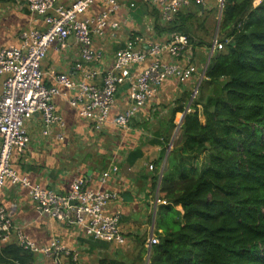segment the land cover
<instances>
[{
    "label": "trees",
    "instance_id": "1",
    "mask_svg": "<svg viewBox=\"0 0 264 264\" xmlns=\"http://www.w3.org/2000/svg\"><path fill=\"white\" fill-rule=\"evenodd\" d=\"M253 1L223 0L218 29L223 48L212 53L178 133L173 136L174 117L184 112L187 98L177 100L150 137L125 151L131 167L143 156L144 144L160 146L147 167L152 185L160 179L163 201L149 264H264V0ZM204 13L201 6L183 8L155 29L191 41L194 19L208 27ZM199 155L200 169L191 164ZM138 252L129 264H143L146 246ZM33 254L15 242L0 246L4 264L7 256L33 264Z\"/></svg>",
    "mask_w": 264,
    "mask_h": 264
},
{
    "label": "crops",
    "instance_id": "2",
    "mask_svg": "<svg viewBox=\"0 0 264 264\" xmlns=\"http://www.w3.org/2000/svg\"><path fill=\"white\" fill-rule=\"evenodd\" d=\"M74 1L56 0L65 7L70 6ZM118 1L123 3V6L111 16V19L119 22L116 37H112L111 30H108L103 37L93 39L95 49L101 52L100 61L89 62L84 64L82 69H78L76 64L81 61L79 44L72 37L66 40L64 47L53 43L48 47L47 54L41 63L45 84H53L52 71L65 73L72 79L79 80L85 72L91 70L100 71L93 79L94 82L99 83L103 72L111 66L114 51L122 46L123 41L130 35L136 36L137 45L141 43L146 45L150 39L165 40L169 37L170 32H157L155 25L159 24L158 13H154V10L143 0ZM205 1L206 14L204 15L207 16L208 21L211 19L210 10L213 5L211 0ZM131 2L134 6L127 8ZM103 4L104 2L100 0L96 1L79 17L94 16ZM196 14L199 16L200 12ZM29 28L43 30L45 28L43 17L30 12L24 0H0V48L19 44L20 34ZM138 39L141 40L140 43ZM208 51L206 44L199 45V47L198 45L188 46L183 51V55L178 57V61L183 65L190 62L196 67L191 78L183 83L174 78L165 80L157 88L153 98L139 108L126 129L116 127L111 121L104 125H96L81 118L62 95L55 96L54 103L63 124L52 126L48 135L42 133L43 125L39 112L30 115L25 120L29 142L22 152L13 151L11 156V164L17 173L26 176L32 184L54 188L60 192L67 191L74 177L82 174L89 188L102 187L116 192L117 198L110 201L107 210L120 212L119 228L123 236L122 241L92 239L87 237L78 226L53 219L46 214H39L30 199L29 189L21 185L10 184L6 180L0 189V204L4 212L11 217L13 225L20 227L40 245H45L51 240H58L65 248L55 256L59 264H100L103 260L123 264L132 263L136 255L140 253L138 251L146 244H143L144 238L147 240L150 233L155 230V215L158 200H160L158 198L159 180L157 179L155 186L152 185L148 168L150 161L158 156L160 146L144 144L142 146L143 156L131 167L125 164V151L138 146L140 139L150 137L155 127H158L160 119L167 117L171 107L177 104V100L187 98L189 100L186 101L184 112H177L174 117L176 125L182 120L184 113L189 111V104L194 98L192 91H197L195 88L198 89L204 79L205 69L210 60ZM162 57L164 60H169L168 52H163ZM148 62L149 59L138 65L136 71L142 69ZM1 90L2 77H0V93ZM127 91L126 84L118 87L115 94V105L111 110V120L128 104ZM132 120L136 123L135 127L137 126L134 128L137 137L135 138L131 133L133 138H126L123 146L125 150L122 149L120 155L112 150L111 156L104 154L94 161L92 158L79 157L76 151L71 152V147L68 146V135L72 131H77L79 123L89 127L92 132L113 130L127 133L130 124L134 126L131 123ZM57 134L61 135V140L56 137ZM104 162L105 168H103ZM114 163L117 171L110 175L106 183L100 184V174L110 169ZM162 163L164 165L165 162ZM177 208L181 210L179 206ZM4 244L6 243L0 240V246ZM66 251L70 254L65 253ZM33 257V264H53V255L34 253ZM5 259L6 264H23L21 258L14 259L7 256ZM143 260H146V264L149 263L147 253L143 256ZM0 264L4 262L0 261Z\"/></svg>",
    "mask_w": 264,
    "mask_h": 264
},
{
    "label": "built area",
    "instance_id": "3",
    "mask_svg": "<svg viewBox=\"0 0 264 264\" xmlns=\"http://www.w3.org/2000/svg\"><path fill=\"white\" fill-rule=\"evenodd\" d=\"M24 1L30 12L43 17L45 28L26 29L20 34L19 44L0 48V189L6 180L10 184L27 187L30 199L39 214L78 226L92 239L120 242L123 240L119 228L120 212L107 210L110 201L117 198L116 192L102 187L89 188L82 174L74 177L65 192L32 184L26 176L19 175L13 168L12 153L22 152L29 142L25 120L30 115L37 112L41 114L44 135H48L55 124H63L54 103V97L58 95L64 96L69 106L74 108L81 118L96 125L111 121L116 127L127 128L139 108L153 98L157 88L165 80L174 78L183 83L191 78L196 67L190 62L183 65L178 61V57L190 46L189 37L171 32L165 40L150 39L146 45H137L136 36L130 35L123 41L122 46L114 51L111 66L103 72L99 83L93 81L95 75L100 73L98 70L85 72L79 80H74L65 73L52 71L54 82L47 85L43 81L41 63L48 47L53 43L64 47L66 40L72 37L80 48L81 61L76 64L78 69H82L83 65L89 62L100 61L101 52L95 49L93 39L103 37L108 30H111L112 37H116L119 22L111 19V16L119 11L123 3L118 0H100L104 4L99 12L91 17L80 18L79 16L98 0H75L68 7L57 3L56 0ZM143 1L157 10L161 25L170 22L183 8H204L205 5V0ZM219 2L223 3L221 0ZM133 6L134 3L131 2L127 8ZM217 38L216 34L210 50L208 48L209 56L215 50L223 48ZM138 41L141 42L139 39ZM165 51L168 52L169 60L162 57ZM148 59L149 62L136 71L137 66ZM124 84L128 88V104L111 120L115 94L118 87ZM175 129L177 131L178 127ZM56 137L62 139L59 134ZM149 168H152L151 164ZM116 171L114 163L110 169L100 174V184L106 183ZM161 174L162 168L159 178ZM0 240L15 242L36 254L53 255V264H59L55 256L65 249L58 240H51L45 245L33 241L20 227L13 225L11 217L4 212L1 204ZM156 242L157 238L152 231L145 244L147 259L151 246ZM65 253L70 254L68 251Z\"/></svg>",
    "mask_w": 264,
    "mask_h": 264
},
{
    "label": "rangeland",
    "instance_id": "4",
    "mask_svg": "<svg viewBox=\"0 0 264 264\" xmlns=\"http://www.w3.org/2000/svg\"><path fill=\"white\" fill-rule=\"evenodd\" d=\"M211 1L213 5L212 6L213 14L211 15V19L209 20V23H207L208 27H206L205 25L200 27L201 24L203 23H201L199 18L194 19L193 27L191 28L192 29V32L190 35L191 41H189L190 45H193V46L198 45L199 47V44L204 45L208 41L209 43L212 44V40L215 34L218 32L219 26L217 28V23L218 21L220 22V20H218V15H219L220 10L222 12L223 4L221 5L219 0H211ZM257 2L258 0H254L253 5H256ZM205 4H206V1H205ZM192 9H194V6L192 7ZM216 29H217V32H216ZM217 36L220 37V34L217 33ZM195 89L198 90L197 88ZM193 91L192 93L195 96L197 91L195 90ZM133 121L134 120H132L131 123L134 126H131V124L129 126V129L132 132H130V130L128 129L127 131L128 134L124 132H115L113 130H109V131L101 130L99 132H92L90 131L89 127H86L85 125H82V124L80 125L79 123L78 124L79 128L77 129V131L76 132L72 131L68 135V138H67L68 146L71 147V152L75 150L79 157L89 158V159L92 158V160L94 161L98 160V158H101V156L104 154L111 156L112 150L116 151L120 155L123 149V146H124V141H126V138L127 137L133 138L132 134L134 135L135 138L137 137V133L135 132L136 129H134V128H137V126L135 127L136 123L135 121L134 122ZM123 129H126V128H123ZM174 131L176 135L178 133V130L176 131L175 129ZM123 150H125V148ZM201 158H202V155H199L193 158L191 161V164L200 169ZM8 242L4 241V243H8ZM143 264H146V260L144 261Z\"/></svg>",
    "mask_w": 264,
    "mask_h": 264
},
{
    "label": "water",
    "instance_id": "5",
    "mask_svg": "<svg viewBox=\"0 0 264 264\" xmlns=\"http://www.w3.org/2000/svg\"><path fill=\"white\" fill-rule=\"evenodd\" d=\"M223 2V1H222ZM223 4V3H222ZM221 4V5H222ZM220 18H221V10H220V12H219V15H218V20H220ZM218 26H219V21H218V23H217V28H218ZM180 124H181V121H179V123L177 124V127L179 128V126H180ZM159 181H160V179H159ZM149 264V263H148Z\"/></svg>",
    "mask_w": 264,
    "mask_h": 264
}]
</instances>
